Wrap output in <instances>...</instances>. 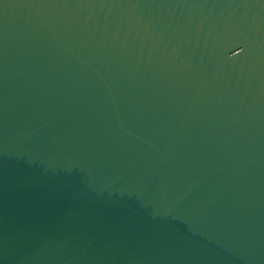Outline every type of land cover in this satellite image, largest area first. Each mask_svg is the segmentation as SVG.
<instances>
[{"label": "water", "instance_id": "water-1", "mask_svg": "<svg viewBox=\"0 0 264 264\" xmlns=\"http://www.w3.org/2000/svg\"><path fill=\"white\" fill-rule=\"evenodd\" d=\"M0 264H264V0H0Z\"/></svg>", "mask_w": 264, "mask_h": 264}]
</instances>
